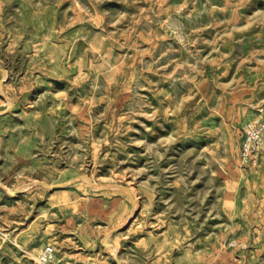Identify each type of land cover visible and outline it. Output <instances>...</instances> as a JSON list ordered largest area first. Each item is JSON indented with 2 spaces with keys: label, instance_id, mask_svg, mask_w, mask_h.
I'll use <instances>...</instances> for the list:
<instances>
[{
  "label": "rangeland",
  "instance_id": "374dc122",
  "mask_svg": "<svg viewBox=\"0 0 264 264\" xmlns=\"http://www.w3.org/2000/svg\"><path fill=\"white\" fill-rule=\"evenodd\" d=\"M259 107L264 0H0V264H264Z\"/></svg>",
  "mask_w": 264,
  "mask_h": 264
},
{
  "label": "built area",
  "instance_id": "2783aa9c",
  "mask_svg": "<svg viewBox=\"0 0 264 264\" xmlns=\"http://www.w3.org/2000/svg\"><path fill=\"white\" fill-rule=\"evenodd\" d=\"M264 137V109H256L253 117L242 126L238 141V160L243 167L255 169L259 165ZM51 249L46 248L44 255L49 256Z\"/></svg>",
  "mask_w": 264,
  "mask_h": 264
}]
</instances>
